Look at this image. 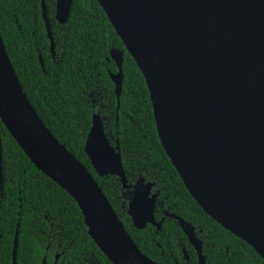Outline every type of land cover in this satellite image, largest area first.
<instances>
[{"label":"water","instance_id":"95a60500","mask_svg":"<svg viewBox=\"0 0 264 264\" xmlns=\"http://www.w3.org/2000/svg\"><path fill=\"white\" fill-rule=\"evenodd\" d=\"M98 2L144 76L161 144L187 190L207 215L264 259V0ZM72 5L57 0L60 24L68 22ZM42 8L54 54L44 0ZM111 57L119 69L111 79L120 100L123 56L113 50ZM0 119L32 164L76 201L89 235L112 264H158L140 250L90 171L40 118L1 32ZM85 152L98 176L118 177L131 192L127 212L136 229L160 230L174 218L206 264L191 224L175 215L156 221L155 184L141 178L128 185L119 147L110 143L99 114Z\"/></svg>","mask_w":264,"mask_h":264},{"label":"trees","instance_id":"16d2710c","mask_svg":"<svg viewBox=\"0 0 264 264\" xmlns=\"http://www.w3.org/2000/svg\"><path fill=\"white\" fill-rule=\"evenodd\" d=\"M42 1L0 0L7 53L40 118L90 171L140 250L158 264H200L176 219H165L160 230L153 225L136 229L127 212L131 192L120 178L97 175L85 152L95 114L110 143L119 147L128 185L141 178L155 184L157 222L175 215L191 224L206 264H264L252 246L215 222L187 190L161 144L144 76L98 0H73L65 25L56 20L57 0H44L54 54ZM113 50L123 56L120 100L111 79L119 73ZM0 154V264H13L17 232V264H55L57 257L58 264H112L89 235L76 201L32 164L1 119Z\"/></svg>","mask_w":264,"mask_h":264},{"label":"flooded vegetation","instance_id":"af4514ba","mask_svg":"<svg viewBox=\"0 0 264 264\" xmlns=\"http://www.w3.org/2000/svg\"><path fill=\"white\" fill-rule=\"evenodd\" d=\"M153 192H154V189H153ZM155 193V192H154ZM185 258H186V260L189 262L190 261V258H189V256L185 253Z\"/></svg>","mask_w":264,"mask_h":264},{"label":"rangeland","instance_id":"374dc122","mask_svg":"<svg viewBox=\"0 0 264 264\" xmlns=\"http://www.w3.org/2000/svg\"><path fill=\"white\" fill-rule=\"evenodd\" d=\"M0 174H1V155H0Z\"/></svg>","mask_w":264,"mask_h":264},{"label":"snow or ice","instance_id":"6c2138e0","mask_svg":"<svg viewBox=\"0 0 264 264\" xmlns=\"http://www.w3.org/2000/svg\"><path fill=\"white\" fill-rule=\"evenodd\" d=\"M2 235H3V234H2V233H0V236H2ZM46 247H47V246H46ZM41 260H44V258L42 257V258H41Z\"/></svg>","mask_w":264,"mask_h":264}]
</instances>
